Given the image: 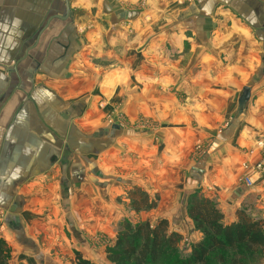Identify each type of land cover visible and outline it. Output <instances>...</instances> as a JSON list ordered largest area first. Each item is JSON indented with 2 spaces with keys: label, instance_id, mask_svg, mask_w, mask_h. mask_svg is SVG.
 Wrapping results in <instances>:
<instances>
[{
  "label": "crops",
  "instance_id": "0c3cea01",
  "mask_svg": "<svg viewBox=\"0 0 264 264\" xmlns=\"http://www.w3.org/2000/svg\"><path fill=\"white\" fill-rule=\"evenodd\" d=\"M68 1L0 0L4 263L105 264L131 219L190 254L196 191L264 222V0Z\"/></svg>",
  "mask_w": 264,
  "mask_h": 264
},
{
  "label": "trees",
  "instance_id": "16d2710c",
  "mask_svg": "<svg viewBox=\"0 0 264 264\" xmlns=\"http://www.w3.org/2000/svg\"><path fill=\"white\" fill-rule=\"evenodd\" d=\"M136 211L147 206L145 197L133 200ZM187 216L202 235V239L191 246L187 257L179 253L181 236L168 234L165 220L155 225L147 222L132 226L125 222L118 232L110 258L114 264H206L210 256L224 252L239 251L241 258L258 255L264 259V222L248 217L243 211L236 212V220L225 224L223 215L214 202L195 192L187 199ZM0 251V264L4 256ZM250 257V258H251ZM75 264H93L76 254ZM232 264H238L237 261Z\"/></svg>",
  "mask_w": 264,
  "mask_h": 264
},
{
  "label": "rangeland",
  "instance_id": "374dc122",
  "mask_svg": "<svg viewBox=\"0 0 264 264\" xmlns=\"http://www.w3.org/2000/svg\"><path fill=\"white\" fill-rule=\"evenodd\" d=\"M183 2H189V3H191L192 2V0H179L178 1V4H180V3H183ZM139 7L141 6V4H139L138 5ZM142 7V6H141ZM80 34H83L84 33V30H85V28L84 27H80ZM120 116V115H119ZM121 118V117H120ZM111 119H114V118H111ZM144 125H147V124H144ZM245 179V178H244ZM244 179H243V181H244ZM130 209L131 210H134L132 207H131V204H130ZM125 222H127V221H123V223H122V225H121V228H122V226H123V224L125 223ZM130 222H131V225L132 224H134V225H132V226H135L136 225V223H137V221L136 222H134L133 221V219H131L130 220ZM129 223V222H128ZM122 230V229H121ZM120 230V231H121ZM194 230H196L195 229V227H194ZM197 231V230H196ZM199 232V231H198ZM200 233V232H199ZM118 234V233H117ZM201 234V233H200ZM116 239H117V235H116V237H115V241H114V243H108V245H105L104 246V248H102L101 250H102V254H103V257H104V262H105V264H114V262L111 260V258H110V255H111V253H116V252H119V251H113V246H114V244H115V242H116ZM93 242H98V243H100V240H99V238L97 237V238H94L93 239ZM101 243H104V241L103 240H101ZM179 253L181 254V256H183V257H187V255L189 254V250L187 249V248H185V247H181L180 245H179ZM186 253V254H185ZM251 257V256H250ZM245 257L244 259L245 260H243L242 258H241V255H240V252L239 251H231V252H229V251H227V252H224L223 254H219V253H216V254H214V255H212V256H210V258L208 259V261H207V263L206 264H232L233 262H235V261H237L238 262V264H264V259H263V257H261V256H258V255H254L253 257ZM145 264H151V263H149V262H146ZM156 264H165V263H162V262H157Z\"/></svg>",
  "mask_w": 264,
  "mask_h": 264
},
{
  "label": "water",
  "instance_id": "95a60500",
  "mask_svg": "<svg viewBox=\"0 0 264 264\" xmlns=\"http://www.w3.org/2000/svg\"><path fill=\"white\" fill-rule=\"evenodd\" d=\"M64 3H65V8H66L65 15L63 17H55L56 19L61 20V21L67 20L68 17H69V15H70V11H69V1L68 0H64ZM49 21H51V19L48 20L47 24L49 23Z\"/></svg>",
  "mask_w": 264,
  "mask_h": 264
},
{
  "label": "built area",
  "instance_id": "2783aa9c",
  "mask_svg": "<svg viewBox=\"0 0 264 264\" xmlns=\"http://www.w3.org/2000/svg\"><path fill=\"white\" fill-rule=\"evenodd\" d=\"M255 169H262V166L261 165H257L256 167H255ZM244 183H245V185L247 186V187H251L252 186V182H251V180L249 179V178H247V177H245V179H244Z\"/></svg>",
  "mask_w": 264,
  "mask_h": 264
}]
</instances>
